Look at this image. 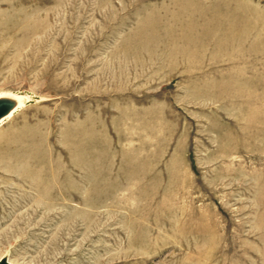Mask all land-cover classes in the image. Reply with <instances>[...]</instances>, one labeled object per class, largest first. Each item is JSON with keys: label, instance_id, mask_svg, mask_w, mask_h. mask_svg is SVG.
<instances>
[{"label": "rangeland", "instance_id": "374dc122", "mask_svg": "<svg viewBox=\"0 0 264 264\" xmlns=\"http://www.w3.org/2000/svg\"><path fill=\"white\" fill-rule=\"evenodd\" d=\"M0 94L4 264H264V0H0Z\"/></svg>", "mask_w": 264, "mask_h": 264}, {"label": "bare ground", "instance_id": "6f19581e", "mask_svg": "<svg viewBox=\"0 0 264 264\" xmlns=\"http://www.w3.org/2000/svg\"><path fill=\"white\" fill-rule=\"evenodd\" d=\"M22 104V97L17 94H0V126L5 123L4 121L13 116ZM24 106V105H23ZM22 107V106H21ZM5 257V256H4ZM0 264H4L0 259ZM5 264H12L6 261Z\"/></svg>", "mask_w": 264, "mask_h": 264}]
</instances>
